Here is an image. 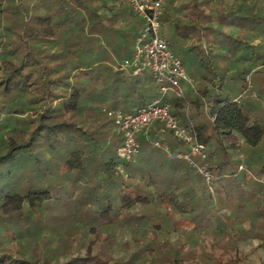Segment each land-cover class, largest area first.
I'll return each instance as SVG.
<instances>
[{"label": "trees", "instance_id": "trees-1", "mask_svg": "<svg viewBox=\"0 0 264 264\" xmlns=\"http://www.w3.org/2000/svg\"><path fill=\"white\" fill-rule=\"evenodd\" d=\"M32 1L24 3L20 0L16 7L7 6L3 9L0 0V17L3 14L22 15L23 29L28 28L22 49L13 48L11 42H4L0 35V165L18 164L27 157L36 163L32 170H36L38 175L37 185L21 181L16 191L0 194V264H80L78 262L82 261L84 264H150L148 255H163L164 242L143 241L138 243L137 252L126 262L100 260L91 254L92 246L100 238L97 235L86 248L85 258H81L78 255L79 248L73 245L74 237L62 238L54 247L55 243L41 240L33 230L24 229L23 226L19 230L18 240L5 241L2 232L6 229L10 231L9 225L26 223L34 212L49 206L62 212L65 209L70 216L78 213L101 215L100 221L104 227L124 222L132 234L137 224L131 222L147 218V223H150L160 215V211L168 214L172 209L191 220L195 227L204 229L215 218L214 215L209 217L208 213H214L217 206L232 201L237 203L235 215L240 220L239 211L245 207L235 202L234 196L227 191L234 190L235 197L238 196L242 186L238 182L237 172L229 178L233 179L235 189L232 186L224 187L222 179H228L224 169L232 164L230 152L240 146L238 136L250 150L258 148L264 140V124L256 108L229 97L221 99L214 95L209 101V116L214 117L210 135L207 126H190L182 109V99L175 97L169 101L172 113L181 119L184 127L193 128L199 141L206 146L208 169L213 180L207 183L197 169L186 161L173 160L163 149L150 145V142H159L169 146L172 154L188 151L167 132L163 124L158 123L149 131V141L139 137L141 149H145L140 155L149 156L153 164L150 169L124 165L128 173L126 180L130 182L127 185L117 170L123 164L120 157L122 138L111 127L102 128L95 119H90L87 115L93 106L90 101L94 100L95 105L97 100L98 104L104 103L113 109L120 105L123 96L127 98L137 92L141 104L146 105L157 97V88L151 79L148 82L139 80L131 83V76L126 73L102 66L99 75L104 80L99 96L95 95L94 90L99 88L97 84L91 83L94 77L99 78L94 75V68L100 65L96 64V60H91L96 57L93 46L89 45L82 51L86 56L81 59L80 54L74 52L69 44L63 53L48 49L47 36L51 35L50 41L56 39V42L59 38L55 37V33L61 34L64 24H67L65 29L71 41H79L81 45L88 38L82 43L78 36L94 34L99 23L92 21L88 24L80 14L81 4L77 1L79 6L70 8L65 12L66 17L59 21L61 23L51 26L52 15L63 11L57 9L56 12H49L51 17L38 18L34 16ZM184 1L186 3L179 12L185 10L191 15L196 13L199 16L197 21L206 25L208 0ZM174 2L169 1L171 4ZM28 14L30 19H24ZM98 19L102 24L99 16ZM102 26L110 29V25ZM42 33L47 38L35 41L38 46L33 47V41ZM80 49L79 53H82ZM199 106H195L197 111ZM111 123L115 127L112 119ZM195 160L197 164H202L200 159ZM144 170L149 171L144 173ZM18 172L23 174L26 170L20 168ZM248 177V174H244V178L252 179ZM251 182L261 187L256 181ZM210 187H215L219 194L225 193L224 199H217ZM222 220L223 216L220 215L216 223L219 225ZM154 227L162 232L159 224ZM261 231L264 232V226ZM6 244L8 247L4 248ZM13 246L16 247L15 252L12 251Z\"/></svg>", "mask_w": 264, "mask_h": 264}, {"label": "rangeland", "instance_id": "rangeland-1", "mask_svg": "<svg viewBox=\"0 0 264 264\" xmlns=\"http://www.w3.org/2000/svg\"><path fill=\"white\" fill-rule=\"evenodd\" d=\"M26 1L23 0L24 3ZM2 2L1 7L5 9L7 6L16 7L20 0H2ZM117 4L120 6L118 10L122 12L119 13L118 20H123L126 14V20L129 21L130 18L124 8L121 7V3L117 1ZM240 4L232 8L231 12H215L214 18L216 21L207 27L197 21L199 16L196 13L191 15V13L184 10L182 14H186L185 19L187 20L183 17L167 20L161 28L162 36L169 42L172 52L182 61L185 70L192 79L193 87L182 84L185 95V99L182 98L183 112L188 122H190V126H194L193 123L207 126L210 135L214 117L209 116L211 108V102L209 101L213 95H217L221 99L229 97L241 103L251 104L256 108L257 115L261 117L260 121L264 124V2L242 0ZM60 7L65 8L62 5ZM100 7L97 0H94L90 9L97 15L100 13L102 17V15H106L105 10L108 8L101 9ZM251 7L257 10L254 14ZM82 11H85V8ZM123 11L125 12L123 13ZM27 16L24 19L29 20V14ZM63 19L60 15L56 16L55 19L51 20V26L61 23L59 21ZM137 20L138 25L142 23L139 17ZM126 23L121 21L116 26L123 44L110 45L103 38H88L87 42H90V44L87 43V47L92 45L96 53L101 52L104 48L103 43L106 41V45L109 46L115 58L111 62L109 60L111 56L108 53L106 54L108 57L103 55L105 58L98 63L100 67L95 66L94 75L99 76L97 79L94 77L91 83L92 85L97 84L99 88V90H94L95 95L99 96L101 84L104 80L103 76L99 75L102 72V66L110 67L111 65L113 70H117L116 65L118 62L132 56L133 45L130 41L133 37V29L131 27L126 28ZM65 25L67 24H64V30L61 34L54 32L55 37L59 38L56 42H54L56 40L54 38L50 41L51 35L47 36L42 33L33 41L32 46H38L35 41H43L48 37V49L63 53L64 50L66 51L65 46L69 44L71 49L78 52L81 59H83L86 55L82 52L84 50L80 49L78 40L80 39L83 43L85 37L79 35L78 42L71 41L72 38L65 29ZM27 31L28 28L23 29L22 15L3 14L0 17V35L4 42L10 41L13 48H23L24 41L27 39ZM197 33L204 36L201 41H195L192 36ZM74 43H78V45ZM84 45L81 44L80 46L83 48ZM78 48L82 53H79ZM105 51L106 49L103 50V52ZM99 56L102 55H97V57ZM91 60L96 59L92 58ZM222 60L225 65L221 67L218 65V61ZM150 79L147 74H143L136 79L130 78V82L133 83L136 80L148 82ZM201 79H209L216 85L204 86L201 84ZM205 89L208 96L204 95ZM174 98L175 96L170 93L166 99L171 102ZM125 100L126 98L123 96L120 103ZM90 102L93 104L91 110L87 112L90 119H95L96 123L102 125V128L109 126L114 132L118 133L116 127H113L111 123L113 118L109 115V112L117 109L108 108L104 103L100 105L97 100L95 105L94 100ZM196 104L201 105L199 111H197L198 108L195 109ZM134 106H142L139 98L135 100ZM179 120L181 121V119ZM142 138L145 137L142 136ZM147 140H150L149 134ZM237 142L240 146L230 152L232 164L224 169V174L227 175L228 179L223 178L222 184L224 187L232 186L235 189L236 185L232 181L233 179L229 178H231L232 173L237 172L238 182L242 186L241 190L237 189L238 196L235 197L234 190H226L234 196L235 202H240V205L242 204L245 207L239 211L240 220H237L238 218L235 215L237 203L232 201L217 206L215 208L217 211L214 213L209 212V217L214 215L213 218H215H212L213 221L210 222V226L204 229L197 226L196 228L191 220L182 217L177 210L172 209L168 214L160 211V215L154 217L150 223H147V218L131 222V224H137L136 230L132 234L128 226L124 225V222L112 227H104L100 221L101 215L93 213L82 215L78 213L75 216H70L65 209L62 212L57 210L58 208L49 206L47 209L34 212L31 220L26 223L17 222L15 226L9 225L10 231L6 229L2 232V235L6 242L14 238L18 240L19 230L23 226L24 229L30 228L33 230L41 240L46 239L52 241L53 244L55 243L54 247L57 246L60 239L71 236L74 237L73 245L80 250L78 255L81 258H85L89 243L94 241L97 235H100L95 245L92 246L91 254L95 258L108 260L111 263L130 260L137 252L138 243L150 241L165 243L162 251L163 255L159 253H155L153 256L148 255L147 259H150V264H264V232L261 231L264 226V174H262L264 171V140L255 150H250L243 143L240 136H238ZM155 143L157 142H150V145L153 146ZM208 148L212 149V146ZM142 151H145V149L142 148ZM152 164L153 160L149 156L140 155L132 168L150 169ZM33 167H36V163L32 160L29 161L27 157H24L18 164L10 163L4 167L0 165V194L5 195L16 191L20 188L21 181L37 185L38 175L36 170H32ZM20 168L21 170L24 168L26 172L19 174ZM148 171L144 170V173ZM9 173L12 176L9 177ZM244 174H248V178L258 182L261 187H256L251 180L244 178ZM6 176L9 178L5 179ZM125 184L130 185V182L126 180ZM210 191L217 199H224L225 193L219 194L215 187H210ZM220 215L223 216V220L218 225L216 218ZM72 217H75V219L73 220ZM158 224L161 226L162 232L155 229L154 226ZM258 230L259 232H257ZM7 245L4 248H7ZM12 249V251H16V247L13 246ZM78 263L84 264L83 261Z\"/></svg>", "mask_w": 264, "mask_h": 264}, {"label": "built area", "instance_id": "built-area-1", "mask_svg": "<svg viewBox=\"0 0 264 264\" xmlns=\"http://www.w3.org/2000/svg\"><path fill=\"white\" fill-rule=\"evenodd\" d=\"M126 3L132 12L143 21V26L134 41V51L130 58L117 63V71L131 77L147 74L158 90V95L151 102L142 105L134 112L125 113L121 110L111 111L114 125L122 138L120 157L123 164L117 167L118 172L126 180L128 173L124 165H134L141 152L139 137L148 139L150 129L156 124H163L167 132L181 142L188 151L172 154L168 146L155 143L156 148L163 149L171 159L186 161L197 169L207 183L213 180L208 169V153L193 128L184 127L172 113L171 103L166 99L171 93L176 98L184 97L182 84H193L187 75L182 61L171 50L169 43L162 37V16L165 0H120ZM264 2V0H255ZM214 120V119H213ZM202 164H197L195 159Z\"/></svg>", "mask_w": 264, "mask_h": 264}, {"label": "crops", "instance_id": "crops-1", "mask_svg": "<svg viewBox=\"0 0 264 264\" xmlns=\"http://www.w3.org/2000/svg\"><path fill=\"white\" fill-rule=\"evenodd\" d=\"M77 1H79L81 4V8H79L80 9L79 11H80V14L83 16V18L86 19V22L88 24H90L93 21V22L99 23V25H100L98 27V29L97 28L95 29L96 32L94 34L86 35L85 40H87V38H89V37H91V38L94 37V39L95 38L106 39V41L108 43H110V45H116V44H120V43L123 44L122 40L120 39L119 33L116 30V26H118V24H120L121 21L122 22L124 21L125 23L128 22L125 24L126 28L131 27L133 29V37H132V40L130 42L133 45V51H134V41H135V38H136L138 32L141 30V28L143 26V21L140 20V21H142V23H140L138 25V20H139V19L137 20L138 17L132 12L130 7L126 3H123L120 0H111V1H109V0H97V3L101 6L100 7L101 9L102 8L103 9L108 8L107 10H105L106 15H104V16L102 15V17H101L100 13H99V15H97V13H95L93 10L90 9L92 7V3L94 2V0H33L31 2V6L34 7V11H36V12H34V16H37L38 18H45V17H49V16L51 17L49 12H54V11L56 12L57 9L59 11H63V12H59L58 15H55V14L52 15L53 16L52 19H55L56 16H59V15L62 16L63 18H65L66 17L65 12L69 11V9H70L69 7H76L78 5ZM117 1L121 3L120 4L121 7H123L124 10L126 11L127 16L130 18L129 21L126 20V17H125L126 14L123 17V20H121V19L118 20L119 19L118 15L121 11L118 10V7L120 8V6L117 4ZM169 1L171 2V0H165V4L163 6V7H165V6L166 7L163 9L162 26H163V24H165V22L167 20H171V19L178 18V17H183L185 19V14H182L184 10L182 12H179V10L182 7V5H184L186 2L184 0H175V2L173 4H171V3H169ZM241 1L240 0H208L209 3L206 6V13H207L206 27L210 24H213V22L216 21V19L214 18L215 12L216 13L217 12H225V11L231 12V9L234 8L235 6L239 5ZM61 5L63 7L65 6V8H63L64 10L60 7ZM57 6H58V8H57ZM84 8H85V11H82V9H84ZM251 9H252L253 14L257 11L253 7H251ZM125 11H123V13ZM98 16L100 17V20L103 22L102 24H105L107 27H108V25H110V29L103 28L102 24H100V21H98L99 20ZM185 20H187V19H185ZM37 30H39V29H37ZM161 33H162V31H161ZM192 36L195 38V41H201L202 38L204 37L201 33H199V35H198V33L193 34ZM223 38H225V37H223ZM106 41H104L105 43H103V47L106 49V51L103 52L104 49H102L100 53L95 52V54H96L95 59L97 61L96 62L97 65L100 61H103V59L105 58V56L103 57V55H106L108 53L111 56V58H109L110 61L115 59L113 57V53H111V51L109 49V46L106 45ZM84 44L85 45L83 47V50H85V48L87 47V41H84ZM132 54H133V52H132ZM97 55H102V56L97 57ZM106 56L108 57V55H106ZM218 65H220L222 67L223 65H225V63L223 62V60L220 62L218 61ZM110 67H111V65H110ZM111 68L113 69V67H111ZM186 73H187V71H186ZM187 75H188V73H187ZM136 78H138V77H131V79H136ZM189 78L192 82V79L190 76H189ZM136 81H139V80H136ZM201 84H203L204 86L216 85L213 81H211L209 79H201ZM140 93L142 94V90H140ZM204 95L208 96V92L206 89L204 90ZM213 96H211V97H213ZM137 98L140 99V97H138V93L136 92L133 96L127 97L123 103H120V105H116V109L122 110L125 113L134 112L137 108H139V107L134 106L135 100ZM183 99H185V95H184ZM182 107H183V103H182ZM193 125H194V127H200L201 126V124H194V123H193Z\"/></svg>", "mask_w": 264, "mask_h": 264}]
</instances>
